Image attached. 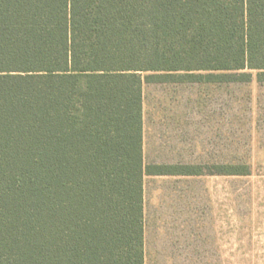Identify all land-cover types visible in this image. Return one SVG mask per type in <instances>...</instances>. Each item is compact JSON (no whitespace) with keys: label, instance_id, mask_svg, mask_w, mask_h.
<instances>
[{"label":"trees","instance_id":"trees-1","mask_svg":"<svg viewBox=\"0 0 264 264\" xmlns=\"http://www.w3.org/2000/svg\"><path fill=\"white\" fill-rule=\"evenodd\" d=\"M264 83V0H0V264H145L144 87Z\"/></svg>","mask_w":264,"mask_h":264},{"label":"rangeland","instance_id":"rangeland-1","mask_svg":"<svg viewBox=\"0 0 264 264\" xmlns=\"http://www.w3.org/2000/svg\"><path fill=\"white\" fill-rule=\"evenodd\" d=\"M143 106L148 163L249 166L244 175L146 176L147 264H264V83H147ZM158 231L183 232V248L157 253V241L172 240Z\"/></svg>","mask_w":264,"mask_h":264},{"label":"crops","instance_id":"crops-1","mask_svg":"<svg viewBox=\"0 0 264 264\" xmlns=\"http://www.w3.org/2000/svg\"><path fill=\"white\" fill-rule=\"evenodd\" d=\"M168 234H170V235H168ZM154 236L156 239H161V238H165V237H169L172 239V240H168V244H166L165 239L163 241L162 240L157 241L156 242L157 247L155 249L157 253H165V250L167 247H181V249H182L183 245L185 244L184 243L185 236L183 235V232H179V231L161 232V231H158L157 235H154ZM147 244H148V236H147V231H146L145 232V252H146L145 264L148 263V258H147L148 247H147ZM165 246H167V247H165ZM174 251H175V249H174Z\"/></svg>","mask_w":264,"mask_h":264}]
</instances>
